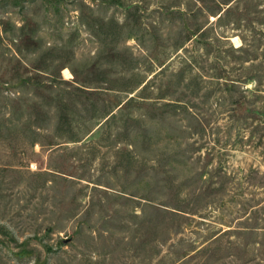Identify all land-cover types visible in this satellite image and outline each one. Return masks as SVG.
Wrapping results in <instances>:
<instances>
[{"label":"rangeland","instance_id":"obj_1","mask_svg":"<svg viewBox=\"0 0 264 264\" xmlns=\"http://www.w3.org/2000/svg\"><path fill=\"white\" fill-rule=\"evenodd\" d=\"M0 264H264V0H0Z\"/></svg>","mask_w":264,"mask_h":264},{"label":"trees","instance_id":"obj_2","mask_svg":"<svg viewBox=\"0 0 264 264\" xmlns=\"http://www.w3.org/2000/svg\"><path fill=\"white\" fill-rule=\"evenodd\" d=\"M189 38H191V37H189ZM23 82H25V83H30V82H31V79H30V78H26V79L23 80ZM120 104H121V103H120ZM120 104H119V105H120ZM26 125H27V124H26ZM27 126L29 127V126H31V124H28Z\"/></svg>","mask_w":264,"mask_h":264}]
</instances>
